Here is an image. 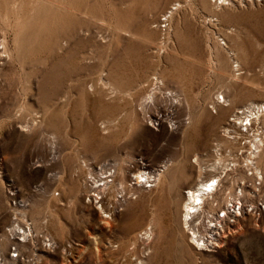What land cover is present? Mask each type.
<instances>
[{"label":"rangeland","instance_id":"obj_1","mask_svg":"<svg viewBox=\"0 0 264 264\" xmlns=\"http://www.w3.org/2000/svg\"><path fill=\"white\" fill-rule=\"evenodd\" d=\"M262 103L264 0H0L1 264H264V218L242 216L213 251L184 225L215 146L236 149L235 112ZM256 162L264 201V147ZM107 164L99 208L85 181ZM142 170L169 177L131 189Z\"/></svg>","mask_w":264,"mask_h":264},{"label":"built area","instance_id":"obj_2","mask_svg":"<svg viewBox=\"0 0 264 264\" xmlns=\"http://www.w3.org/2000/svg\"><path fill=\"white\" fill-rule=\"evenodd\" d=\"M212 3H214V0H212ZM175 10H177L176 5H173L155 23L154 27L163 35V43L166 41L164 35L170 28L171 16ZM233 68L236 72L239 71L237 62H233ZM154 80L155 85L161 88L159 80L156 78ZM162 97L169 101L171 105L178 103L171 92L164 93ZM224 100L223 96L216 98V101L222 105L225 102ZM253 107L242 108L235 112V116L230 121L234 123L233 120L239 118L242 128L237 138L230 134L228 140L236 149H234L235 151L227 149L226 152L223 151L224 147L222 145L217 144L214 149L215 159L213 163L208 165L209 169H206L209 175L198 186L200 187L203 184L200 188L204 199L196 205L197 209L191 212V217L188 218L189 224L185 225V229L188 230L189 242L198 250L213 251L219 247L225 229H229L244 215L252 214L256 220L264 218V201L261 198L263 176L261 171L255 167L258 153L255 144L259 146V139L264 138V132H251L253 126L258 122L254 121V114L250 115L252 109L257 110L256 105ZM156 120L160 122V118ZM172 122L170 121V124ZM236 123L239 124V122ZM155 124L158 125L156 122ZM117 166L116 164H107L99 168L98 172L88 174L85 181L88 202L102 208L104 205L103 196L106 190L114 185V179L118 171ZM160 173L161 171L157 170L139 171L131 176L129 186L134 190L137 188L150 190L158 184ZM120 189L122 192L119 194L118 200L124 202L125 188L121 187ZM185 195L189 197V191ZM108 212L113 213L111 209ZM21 230L22 233L20 234L23 237L30 234L29 228ZM146 232L148 233V230L141 235L143 240L150 238ZM46 241L49 240L46 239ZM17 256L18 254H14L12 258Z\"/></svg>","mask_w":264,"mask_h":264},{"label":"bare ground","instance_id":"obj_3","mask_svg":"<svg viewBox=\"0 0 264 264\" xmlns=\"http://www.w3.org/2000/svg\"><path fill=\"white\" fill-rule=\"evenodd\" d=\"M212 1V0H211ZM239 1H244V0H214L215 2V7L217 9H221V8H225V7H228L229 5H232V6H236V3L239 2ZM255 1H258V0H255ZM261 2L263 0H260ZM231 54H234L233 52H231ZM4 57V55L2 56ZM237 62V61H236ZM235 62V63H236ZM233 66V65H232ZM239 66V65H238ZM161 82V81H159ZM152 93V92H151ZM116 94V93H115ZM154 93H152L151 95H148L146 100H145V103H149V101H151L154 97L152 96ZM160 94V93H159ZM146 105V104H145ZM253 105V104H252ZM258 105V104H257ZM257 110L254 111V109L251 110L250 112V115L254 114L253 118L255 119L254 121H258L260 120L262 114L264 113V103L260 104L259 106H257ZM142 106V105H141ZM254 108L253 106H250V108ZM235 120H237L236 122H239V124H237L236 122L234 123V126H237L238 125V129H235V128H232V132H228L226 131L225 133L227 134H230V133H233V132H241V124H240V121H239V118H236ZM252 125V124H251ZM248 131V130H247ZM235 134V133H234ZM264 147V139H259V146H257L255 144V149L257 150V158H259V154H261L262 152V149ZM199 165V164H198ZM255 167L257 170H259L260 168L258 167V163L256 162L255 163ZM85 169V168H84ZM143 169V168H142ZM168 175H164V172L160 173L159 176H158V183L161 181V184H164L166 182V179H168ZM163 178V180H162ZM199 180V179H198ZM200 185V184H199ZM120 186V185H119ZM203 186V184L201 185ZM200 186V187H201ZM198 187V185L195 187V188H192V189H189V197L186 196V203L184 205V225H187L189 224V221H188V218L191 217V212H194L196 209H197V204L201 203L204 199L203 197V194H202V190L201 188ZM25 232V231H24ZM147 233V232H146ZM152 234V231L148 230V233H147V236H151Z\"/></svg>","mask_w":264,"mask_h":264}]
</instances>
